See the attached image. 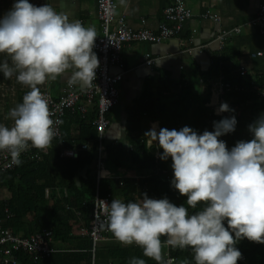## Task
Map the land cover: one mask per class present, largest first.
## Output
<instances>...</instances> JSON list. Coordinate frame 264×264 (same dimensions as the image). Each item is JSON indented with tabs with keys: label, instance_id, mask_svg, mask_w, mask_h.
I'll return each mask as SVG.
<instances>
[{
	"label": "clouds",
	"instance_id": "9594fccd",
	"mask_svg": "<svg viewBox=\"0 0 264 264\" xmlns=\"http://www.w3.org/2000/svg\"><path fill=\"white\" fill-rule=\"evenodd\" d=\"M97 32L80 20L70 19L52 6H35L16 0L0 19V62L5 78L15 79L30 90L9 110L11 126L0 124V152L17 165L29 149L52 146L61 121L54 120L48 97L39 86L69 74V82L91 87L100 62L93 52ZM222 103L216 114L233 112ZM234 115L213 121V131L198 134L190 127L179 131L154 125L144 135L149 145L158 142L161 160L171 158V186L186 205L167 198L142 194L127 203L102 201L106 227L122 245H135L155 264H176L164 252L166 246L191 249L194 264H237L240 239L264 244V113L248 126L253 138L228 149L221 136L235 131ZM203 205L201 210L189 213ZM162 238H165L162 240ZM129 264H146L133 257ZM181 264H190L185 259Z\"/></svg>",
	"mask_w": 264,
	"mask_h": 264
},
{
	"label": "trees",
	"instance_id": "16d2710c",
	"mask_svg": "<svg viewBox=\"0 0 264 264\" xmlns=\"http://www.w3.org/2000/svg\"><path fill=\"white\" fill-rule=\"evenodd\" d=\"M218 72L219 67L215 62L211 70L200 75L205 91L190 97L191 107L181 109L184 102L174 100L171 105L162 107L161 113L151 115V119H140L143 114H149L146 105H143L142 109L138 106V103L144 104L146 101L147 90H144L142 97L135 103L133 113L129 111L126 120L127 141L123 144L108 143L105 142L103 135L105 170L108 168L115 172L118 168H123L132 171L133 176L115 175L100 178L97 184L93 165L97 154L98 135L92 123L93 119L81 118L78 119L80 130L76 137H67L62 125L61 138L52 141V147L48 151L44 153L33 149L21 158L22 163L16 165L13 170L0 171V218L4 217V209L12 216L4 226L14 233L25 236L37 227L50 230L53 234V244L50 246L55 252L42 259H34L33 255L28 253H16L19 264H129L133 257L145 259L146 264H155L153 260L143 256L139 247L125 246L117 242L111 232L107 241H101L95 247L90 237L72 233L81 222L85 226L89 224L96 190L100 197H109L110 201L119 198L127 203L146 194L151 199L167 198L176 206H187V197L181 196L171 186L173 179L171 158L161 160L159 158L162 154L161 149L154 145L147 147L142 134L143 122L158 121L161 128L177 131L187 126L202 134L205 130L213 131V121L232 116L233 112L235 113L234 108L240 106V113L249 109L251 117L236 119L235 131L221 136L220 139L230 150L238 141L247 142L253 138L248 126L264 113V101H259L255 92H252L253 86L249 78L224 76V82L241 87L240 92L231 91L220 96L223 101L230 102V109L234 110L227 113L228 116H215L208 107H204L209 102L212 84L220 74ZM263 81L261 76L253 78V85L261 89L264 86ZM168 83L171 85V81ZM178 105L180 107L176 108ZM177 112L179 114L176 115ZM182 112L185 114L189 112L194 118L181 119ZM82 143L90 145L85 150L77 149L79 153L77 159L61 157L62 150L73 149L75 147L72 146ZM35 153L39 158L31 159L29 156ZM202 207L203 205H197L196 208L201 210ZM188 210L194 211L192 208ZM235 247L244 257V260L241 262L238 260L237 264H264V244L240 239ZM164 252L174 257L177 264H181L185 259L194 264L191 249L166 246ZM98 253L106 258L103 261L101 258L98 260Z\"/></svg>",
	"mask_w": 264,
	"mask_h": 264
},
{
	"label": "crops",
	"instance_id": "0c3cea01",
	"mask_svg": "<svg viewBox=\"0 0 264 264\" xmlns=\"http://www.w3.org/2000/svg\"><path fill=\"white\" fill-rule=\"evenodd\" d=\"M97 1L29 0V3L35 6L48 4L57 12L67 14L70 19L80 20L86 27H95L97 34H99V20L96 14ZM115 1L117 3V18L123 15L127 24L133 28L145 27L155 30L163 20V9L173 3L174 0ZM184 1L193 11V16L184 23L179 34L161 43L140 42L127 45L122 50L123 70L120 71L117 67L110 68L111 74L121 72L122 80L118 84V103L105 115V118L109 120L104 133L105 142H122L123 144L127 141L126 120L129 117V111L131 110L132 114L135 110V103L142 97L144 90H147L146 101L144 104L138 103V106H141L140 109H142L143 105H146L145 108L150 115L148 114V117V115L143 114L140 119H151V115L161 113L162 107L171 105L170 103L174 100L184 102L181 109L186 110L191 107L189 105L190 97L195 93L201 94L205 91L200 75L211 70L215 62L219 67V76L221 75L223 79L224 76H238L239 67H245L250 69L252 79L261 76L264 80V36L259 33L258 27L254 23L258 6L263 4L264 0ZM14 2L16 0H0V19L12 8ZM206 9H210L212 13L218 15L220 18L218 23L201 17V13ZM235 27L241 29L240 33L228 35L229 47L225 46L220 50L218 35L222 31H230ZM258 53L261 55H256ZM145 54H149L153 60L150 66L145 64ZM6 59L10 62V58L0 55V62ZM65 81H69V74L55 80L49 79L39 87L41 91L48 92L52 98L56 99L63 92ZM168 81H171V85ZM75 86L77 89L85 88L80 84H75ZM180 89L182 90L180 91ZM27 90L30 89L18 83L15 75L8 79L0 72V124L11 126L12 121L7 118L9 110L21 103L22 93ZM222 103H227L230 107V102L223 101L214 91H211L209 102L204 107H208L215 116H228L227 113L216 114ZM77 104L79 109L66 111L63 117L64 134L71 138L76 137L79 133V118L93 119V123L94 119L99 116L95 104L88 103L84 99H80ZM178 107L180 105L176 106V108ZM234 109L233 115L236 119H249L251 117L249 109L242 114L240 113V106H236ZM171 111L173 110L171 109ZM181 116V119L193 117L189 115V112L187 114L182 112ZM154 125L159 132L161 125L158 121L143 122L142 134L144 135ZM144 138L147 147H149L148 138L145 135ZM157 144L158 142H153L154 146ZM79 145L72 147L77 149ZM65 150L70 149L62 150L60 152L61 157H64L63 152ZM115 175L133 176V172L123 168H118L115 172L108 168L103 169V178Z\"/></svg>",
	"mask_w": 264,
	"mask_h": 264
},
{
	"label": "built area",
	"instance_id": "2783aa9c",
	"mask_svg": "<svg viewBox=\"0 0 264 264\" xmlns=\"http://www.w3.org/2000/svg\"><path fill=\"white\" fill-rule=\"evenodd\" d=\"M116 9L117 4L114 0L97 1L96 14L99 20V34H97L93 52L97 55L100 65L96 69V79L93 81L92 86L77 89L75 85L71 84L69 81H65L64 90L56 99L52 98L48 92L41 91L49 99V108L54 113L53 119L61 121L57 126L59 134L53 139V141L61 138V126L64 114L66 111H74L77 109V103L80 99H84L86 102L97 106L99 116L93 121V126L98 135L97 154L93 165L97 184L99 179L103 178V160L105 152L102 144V137L109 124V120L105 118V115L118 103V84L122 80V73L111 74L110 68L117 67L120 71L123 70L122 50L125 46L140 42L161 43L166 39L179 34L184 23L193 16V11L186 5L184 0H174L173 3L163 9V20L158 25L157 29L151 30L145 27H130L123 15L118 18L116 17ZM201 17L203 19L212 20L216 23L220 20L218 15L212 13L210 9L204 10L201 13ZM254 23L258 27L259 33L264 36V3L258 6ZM240 31L241 29L239 27H235L230 31L220 32V35L217 37L220 50L225 46L229 47V44L227 43L228 35L238 34ZM256 55H261V53ZM145 59V64L150 66L153 62L150 55L145 54ZM237 73L238 76L242 78L250 79V83L253 86L252 92H255V95L259 100L264 101V88L258 89L253 85V79L250 76V69L239 67ZM28 91L29 90L24 91L22 97ZM213 91L220 97L231 91L240 92L241 87L238 85H230L223 81L222 76H219L212 84V92ZM78 148L80 150H85L88 148V144H81ZM77 149L65 150L63 156L77 159L79 157ZM32 150L33 149H29L22 153L20 159L26 153L32 152ZM29 157L31 159H38L39 155L35 153L31 154ZM16 165L17 164L13 162L7 152H0L1 172L13 170ZM45 195H48L47 190L45 191ZM102 201L109 204L111 203L109 197H100L96 190L92 211L89 216V224L87 226L82 223L78 224L72 233V235L76 233L82 237H90L92 239L93 247L101 241H107L110 234V231H108L106 227L107 210ZM196 211H199V208H195L194 211H190L189 213H194ZM3 214V219L0 218V264H19V261L15 256L16 253H28L33 255L34 259H42L55 252L50 246V242L53 238L52 231L37 227L33 228L32 232L27 236L14 233L10 228L4 226V223L12 217L11 214L7 209H4ZM167 257L168 254H166V258ZM243 260L244 257L241 256L239 261L241 262Z\"/></svg>",
	"mask_w": 264,
	"mask_h": 264
},
{
	"label": "rangeland",
	"instance_id": "374dc122",
	"mask_svg": "<svg viewBox=\"0 0 264 264\" xmlns=\"http://www.w3.org/2000/svg\"><path fill=\"white\" fill-rule=\"evenodd\" d=\"M115 1V0H114ZM116 2V1H115ZM117 4V3H116ZM117 13H118V11H117ZM52 244H53V240L50 242V245L52 246ZM99 258H101V260L103 261L104 260V258H106L105 256L103 257L101 254H99L98 253V260H99Z\"/></svg>",
	"mask_w": 264,
	"mask_h": 264
}]
</instances>
